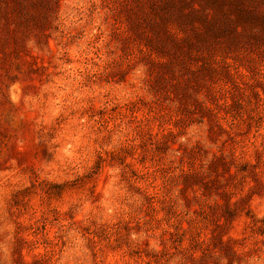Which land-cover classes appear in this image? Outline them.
Segmentation results:
<instances>
[{"label": "rangeland", "instance_id": "1", "mask_svg": "<svg viewBox=\"0 0 264 264\" xmlns=\"http://www.w3.org/2000/svg\"><path fill=\"white\" fill-rule=\"evenodd\" d=\"M0 264H264V0H0Z\"/></svg>", "mask_w": 264, "mask_h": 264}]
</instances>
